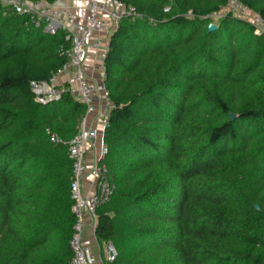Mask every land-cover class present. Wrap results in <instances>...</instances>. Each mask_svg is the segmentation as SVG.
Segmentation results:
<instances>
[{
	"label": "trees",
	"instance_id": "trees-1",
	"mask_svg": "<svg viewBox=\"0 0 264 264\" xmlns=\"http://www.w3.org/2000/svg\"><path fill=\"white\" fill-rule=\"evenodd\" d=\"M121 1L140 17L122 18L104 61L114 190L98 241L112 264H264V34L229 13L210 31L228 0ZM239 1L264 18V0ZM69 46L0 4V264L72 258L67 142L86 109L30 87Z\"/></svg>",
	"mask_w": 264,
	"mask_h": 264
},
{
	"label": "built area",
	"instance_id": "built-area-1",
	"mask_svg": "<svg viewBox=\"0 0 264 264\" xmlns=\"http://www.w3.org/2000/svg\"><path fill=\"white\" fill-rule=\"evenodd\" d=\"M57 1L60 0H55L54 3L46 0H0V4L20 15L29 16L38 27L46 25V29L54 32L61 29L70 42L69 48L64 51L67 62L49 80H32L30 87L39 103L59 101L68 94L85 106L86 113L79 131L67 142L68 155L72 160L70 190L75 215L70 239L73 252L70 264H95L97 259L94 258L92 249L84 244V232L88 227L96 230L97 209L109 201L114 190L107 166L103 162L108 152L105 131L110 125L112 111L116 107L105 84L104 61L110 36L116 31L122 18L127 15L140 16L134 7L127 6L121 0H87L83 15H78L68 6L56 4ZM227 13L252 24L256 33L264 34V18L239 0H228L222 11L212 15L211 23L216 24ZM90 47L99 51L96 54L100 63L97 81L92 80L87 74L86 61L90 55ZM99 138L100 155L95 163L88 167L86 154ZM51 139L54 142H61L56 135H52ZM88 170L96 180L95 192L86 193L82 188ZM117 257L118 251L111 241L100 244L99 264H112Z\"/></svg>",
	"mask_w": 264,
	"mask_h": 264
},
{
	"label": "crops",
	"instance_id": "crops-1",
	"mask_svg": "<svg viewBox=\"0 0 264 264\" xmlns=\"http://www.w3.org/2000/svg\"><path fill=\"white\" fill-rule=\"evenodd\" d=\"M56 4L68 6L74 9V11L78 13V15H83L85 13L87 0H60V1H57ZM89 53L90 55H89L88 61L86 62L87 74L89 75L91 79L97 81L98 80L97 77L99 76V71H98L99 62H97L96 54L99 53V51L93 47H90ZM100 140L101 138L96 140L95 144L91 147V149L86 154V160H87L88 167H91L100 155V143H101ZM82 188L84 192L86 193L95 192L97 190L96 180L90 174L89 170L83 179ZM83 241H84V244H86L92 249V252L94 253V256L96 257L99 263L101 243L98 241L96 234H95V230L92 227H88L85 230Z\"/></svg>",
	"mask_w": 264,
	"mask_h": 264
},
{
	"label": "water",
	"instance_id": "water-1",
	"mask_svg": "<svg viewBox=\"0 0 264 264\" xmlns=\"http://www.w3.org/2000/svg\"><path fill=\"white\" fill-rule=\"evenodd\" d=\"M218 28V26L215 23H210L209 24V30L210 31H214Z\"/></svg>",
	"mask_w": 264,
	"mask_h": 264
},
{
	"label": "rangeland",
	"instance_id": "rangeland-1",
	"mask_svg": "<svg viewBox=\"0 0 264 264\" xmlns=\"http://www.w3.org/2000/svg\"><path fill=\"white\" fill-rule=\"evenodd\" d=\"M110 37H111V36H110ZM107 39L109 40L110 38L108 37ZM87 61H88V59H87ZM87 61H86V62H87ZM97 62H99L98 59H97ZM98 64H99V65H98V67H99V66H100V63H98ZM98 78H99V76L97 77V79H98ZM62 80H63V79H62ZM92 80H93V79H92ZM93 254H94V253H93ZM94 258L96 259L95 256H94ZM95 264H99L98 261H96Z\"/></svg>",
	"mask_w": 264,
	"mask_h": 264
}]
</instances>
